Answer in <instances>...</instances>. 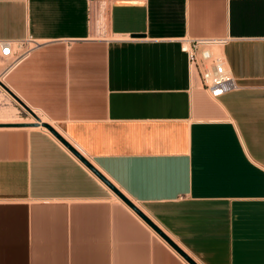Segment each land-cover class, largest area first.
Returning <instances> with one entry per match:
<instances>
[{"label": "crops", "instance_id": "crops-1", "mask_svg": "<svg viewBox=\"0 0 264 264\" xmlns=\"http://www.w3.org/2000/svg\"><path fill=\"white\" fill-rule=\"evenodd\" d=\"M143 33V37H133ZM226 38L217 97L180 39ZM0 77L33 119L0 123V264H264V0H0ZM3 60L0 75L5 72ZM37 117V118H36ZM40 119V120H39Z\"/></svg>", "mask_w": 264, "mask_h": 264}, {"label": "built area", "instance_id": "built-area-1", "mask_svg": "<svg viewBox=\"0 0 264 264\" xmlns=\"http://www.w3.org/2000/svg\"><path fill=\"white\" fill-rule=\"evenodd\" d=\"M100 3V16L102 20L107 17L108 11L116 5L143 3L147 0H93ZM226 38H193L180 39V48L187 54L191 70L199 76L202 87L212 96L217 97L227 91L240 87L236 77L227 67L225 56L222 53ZM40 42L27 38L25 40H0V58L7 61L4 76L31 51L37 48Z\"/></svg>", "mask_w": 264, "mask_h": 264}, {"label": "water", "instance_id": "water-1", "mask_svg": "<svg viewBox=\"0 0 264 264\" xmlns=\"http://www.w3.org/2000/svg\"><path fill=\"white\" fill-rule=\"evenodd\" d=\"M133 37H143V33H134ZM11 90V89H10ZM40 120V119H39ZM6 125H12L17 123H0ZM48 128H50L77 156H79L95 173H97L109 186L123 199L125 200L135 211H137L153 228H155L165 239H167L171 245L183 255L191 264H200L194 259L187 251H185L177 242H175L161 227H159L140 207L135 203L128 195H126L115 183L108 179L90 160L83 155L74 145H72L65 137L62 136L50 123L44 122Z\"/></svg>", "mask_w": 264, "mask_h": 264}, {"label": "rangeland", "instance_id": "rangeland-1", "mask_svg": "<svg viewBox=\"0 0 264 264\" xmlns=\"http://www.w3.org/2000/svg\"><path fill=\"white\" fill-rule=\"evenodd\" d=\"M2 65L3 59L0 58V68H2ZM37 114L40 113L26 106L2 81H0V121H29L37 116Z\"/></svg>", "mask_w": 264, "mask_h": 264}, {"label": "bare ground", "instance_id": "bare-ground-1", "mask_svg": "<svg viewBox=\"0 0 264 264\" xmlns=\"http://www.w3.org/2000/svg\"><path fill=\"white\" fill-rule=\"evenodd\" d=\"M36 118H37V117H36ZM33 121H36V120H35V118H34V120H33Z\"/></svg>", "mask_w": 264, "mask_h": 264}]
</instances>
